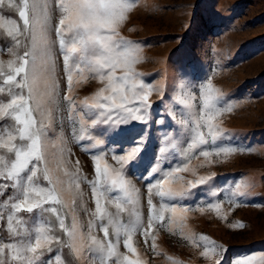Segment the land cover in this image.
Listing matches in <instances>:
<instances>
[{"label": "rangeland", "instance_id": "374dc122", "mask_svg": "<svg viewBox=\"0 0 264 264\" xmlns=\"http://www.w3.org/2000/svg\"><path fill=\"white\" fill-rule=\"evenodd\" d=\"M14 4L16 7H10L4 0V6H0V16L5 18L0 22V87L6 89L0 93V102L11 98L3 84L11 72L7 62L15 60L19 64L17 57L31 46L30 34L16 35L15 39L8 35L17 26L24 32L18 12L23 0H14ZM48 11L50 39L57 41L53 29L62 15L58 0H48ZM118 32L139 46L141 61L135 71L141 74L138 79L154 89L149 96L151 107L146 122L129 120L120 126L125 129L120 136L112 132L99 135L108 125H94L99 110H92L83 102L87 99L89 104L94 103L101 88H106V96L116 94L86 64L81 65L83 73L73 70L69 91L63 54L58 43L53 45L54 71L45 74L49 86L41 78L35 93L40 110L33 114L38 126L43 125L44 133L45 160L40 162L37 184L48 188L55 185L62 203L43 206L56 207L57 213L40 209L16 212L15 217L23 223L14 226L27 235L13 236L7 221L15 211L11 208L15 190L5 189L0 195V244L21 239L34 243L40 235L38 229L45 228L50 229L45 235L57 237L59 243L51 242L52 252L38 249V253H43L38 264L50 258L55 264L58 255L63 264H99L100 260L104 264H120L124 255L141 264H217V260L219 264H234L237 259L247 258H253V264H264V0H134ZM37 65L41 66L39 59ZM123 74V68L116 69L117 78ZM208 83L214 91L209 92L206 103L202 86ZM126 94L130 100L126 107H138L127 88ZM66 97L73 102L71 108ZM100 102L105 101L100 98ZM120 102L117 96V103ZM30 103L35 108V101ZM139 114H144L143 108ZM209 122L216 135L215 143L208 132ZM13 124L7 117L0 120V137L7 139L6 132L13 131L17 135L14 143H25L14 129L6 127ZM197 131L203 132L208 143H199ZM82 135L93 138L80 140ZM137 146L141 149L137 157L123 166L113 159L128 155ZM224 147H235L237 151H219ZM203 151L210 155L204 157ZM0 155L14 158V153L4 148H0ZM96 155L102 156V167L106 162L123 174L128 182L127 193L115 172L110 173L117 181L115 185L107 177L98 178ZM45 166L50 180L44 178ZM202 177L205 182L199 183ZM98 179L101 213H96L97 196L92 185ZM0 182L11 184L2 178ZM169 190L185 195L172 199L158 195L159 191ZM149 196L155 214L148 204ZM162 205L175 207V217L171 211H164L163 220L155 219ZM109 214L112 224L108 223ZM60 218L70 231L75 219V237L70 238L60 227ZM104 226L109 227L107 237ZM133 227L136 230L131 242L135 253L129 252L125 243L128 230ZM145 230L147 238L143 235ZM90 236L105 243L111 241L116 245V255L106 257V253L91 251ZM201 236L208 240H201ZM211 242L223 246L222 258L219 249L212 250ZM68 243L74 247L70 249ZM12 256L11 249L5 248L4 264H21Z\"/></svg>", "mask_w": 264, "mask_h": 264}, {"label": "snow or ice", "instance_id": "6c2138e0", "mask_svg": "<svg viewBox=\"0 0 264 264\" xmlns=\"http://www.w3.org/2000/svg\"><path fill=\"white\" fill-rule=\"evenodd\" d=\"M134 0H58V7L62 15L58 20V24L54 26L55 34L58 38L57 41L50 39V20L51 16L48 11V0H23L22 7L18 9L19 17L23 21L24 32L21 33L20 28L17 26L15 32L8 31V35L15 39L16 35L30 34L31 46L26 50L23 56L17 57L20 61L16 64L15 60L7 62L8 68L11 70L7 74L3 84L7 86V93L11 97L7 102H0V120L6 117L14 121L13 125L6 127L14 129L18 133L19 140L25 143L16 144L14 141L17 135L13 131H7V139L0 137V148L7 149L9 153H14V158L9 159L5 155H0V178L3 181H11V184L0 182V195L9 187L15 190V194L11 199L15 202L11 204L14 213L10 214L7 221L8 231L13 236L27 235L18 231L16 226H19L23 221L15 217L16 212L26 211L32 213L34 209H40L41 212L57 213L56 207L44 208L45 204H61L62 199L57 191L55 185L51 188L42 187L37 184L38 172L40 169V162L45 160L43 153L42 140L44 133L42 131L43 125L38 126L37 118L34 116L35 111L40 110V101L36 98V89L38 88L41 78L44 77V84L49 86V78L45 74H50L54 71L55 59L52 55V46L57 44L63 54V63L67 71V83L69 91L73 82V70H79L83 73L84 68L82 64L88 66L90 72L99 75L100 81H107V89L116 95L106 96L104 93L106 88H101L96 96L93 98L94 103L89 104L85 99L83 104L92 109L99 110L97 119L93 120V124H105L107 128L100 130L99 135L103 136L110 132L120 136L124 133L125 129L121 125L127 124L129 120H138L146 122L147 110L151 107L149 103V96L154 90L145 82L141 74L135 71V65L141 61L140 48L134 42L119 36L118 28L120 24L126 19V13L133 7ZM0 6H4V0H0ZM8 6L16 7L14 0H8ZM31 13V16H30ZM4 17L0 16V22L4 21ZM12 25H16L14 20L8 21ZM20 41L17 40V45ZM10 51V49H9ZM79 55L74 56V54ZM41 61V66L37 65V60ZM2 63V62H0ZM123 68L124 74L119 78L116 77V69ZM107 70V71H106ZM17 77H20L17 80ZM205 88V101L209 99V92L214 91L213 85L208 83ZM126 88L131 91L132 99L138 101V107H126L130 102L129 96L126 94ZM19 89V91H16ZM139 89V91L137 90ZM5 87H0V93L5 92ZM26 90V94H25ZM117 96L120 103H117ZM100 98L105 101L100 102ZM69 107L73 106L70 97ZM32 101H35V108L32 106ZM141 108L144 109V114H139ZM115 112V118L113 113ZM43 115V113H42ZM211 117H209L210 121ZM163 123V121H159ZM208 132L212 134V142H216V135L213 134L211 123L208 124ZM197 139L200 144L208 143L204 138L203 132L197 131ZM91 135H82L80 140L89 139ZM135 143V141H134ZM196 141H193L195 146ZM141 151L140 147L133 148L128 155L114 156L113 159L121 166L134 160L138 153ZM219 151L227 153H234L237 151L235 147H224ZM164 152V149H161ZM202 155L208 157L209 151H203ZM33 161L36 163L34 164ZM102 156H95V171L98 178L101 176L107 177L111 180V184L115 185L117 181L111 178L110 173L115 172L117 177H120L121 188L128 192V182L124 180L123 174L119 171L111 169V166L106 162L101 166ZM78 163V162H77ZM159 163V161H157ZM31 166V167H30ZM44 178L50 180L49 169L45 166L43 168ZM152 174V169L149 170ZM99 182H92L93 191L95 192L96 199V213H101V196L100 191L96 188ZM205 178H201L199 183H204ZM159 184V180L156 182ZM195 187V184L192 185ZM151 192V186H149ZM160 197L167 196L172 199L176 196H184V192H168L159 191ZM148 204L155 214V206L152 204L151 196L148 198ZM171 211L175 217L177 209L175 207L169 209L167 205H162L161 212L158 216L154 215L157 220H163V212ZM186 212L187 209H184ZM103 219V216L100 217ZM108 223L112 224L113 220L109 214ZM14 224L16 226H14ZM59 225L63 228L70 238L77 235V224L73 219L72 229L69 230L65 226L63 218L59 219ZM243 227V225H240ZM95 227V225H92ZM104 236L109 234V227H103ZM135 227L128 230L126 247L129 252H136L131 242V235L135 232ZM46 231L50 229L40 228L35 242L32 243L30 239H21L15 243L6 245L0 244V264H4L2 259L5 248L11 249L13 260L20 261L21 264H38L42 252L38 253L37 250L46 248L48 252H52L51 242L55 240L59 243V239L55 236L45 235ZM120 229L117 227V243H119ZM143 235L145 238L148 236V231L145 230ZM201 240L207 241L206 236H201ZM91 246L90 250L106 253V257L116 255V245L111 241L105 243L98 240L95 236H90ZM67 246L72 249L74 245L68 243ZM209 245L206 244L205 247ZM212 250L215 252L219 249L218 255L222 258L223 246L211 242ZM153 247H155V238L153 237ZM203 255L207 256L208 253L204 252ZM118 259L119 256L117 257ZM171 259V257H169ZM264 259V258H262ZM44 264H53L52 259L44 262ZM55 264H63L60 256L55 258ZM99 264H104L100 260ZM120 264H141L139 260H132L129 256L124 255ZM219 264V260H217ZM234 264H253V258L237 259Z\"/></svg>", "mask_w": 264, "mask_h": 264}]
</instances>
